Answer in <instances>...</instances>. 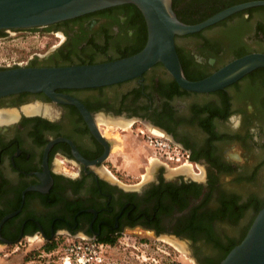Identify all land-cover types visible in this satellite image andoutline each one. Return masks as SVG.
I'll return each mask as SVG.
<instances>
[{
	"label": "flooded vegetation",
	"instance_id": "1",
	"mask_svg": "<svg viewBox=\"0 0 264 264\" xmlns=\"http://www.w3.org/2000/svg\"><path fill=\"white\" fill-rule=\"evenodd\" d=\"M254 1L260 0L176 2L178 10L198 24ZM262 7L238 11L177 37L186 77L206 78L234 59L264 53ZM141 13L135 5L123 4L36 28L60 42L34 59L42 67L58 54L72 55V64L119 60L138 48L145 35L148 40ZM22 30H0V38ZM255 72L223 90L195 93L181 88L158 64L124 83L58 91L77 99L89 118L79 106L45 94L0 98V245L39 235L51 243L67 235L110 246L123 235L141 233L186 240L195 264H221L264 202V135L243 130L253 120L264 122V75ZM34 103L39 104L23 109ZM101 121L160 127L189 153L190 161L197 157L195 162L205 167L203 179L167 177L161 165L139 187L122 184L108 174L113 143ZM238 137L254 146L261 161L257 166L249 157L239 162L226 153ZM255 171L257 178L252 179ZM233 194L238 196L234 207L241 209L235 218L224 212V202ZM203 227L211 230L212 238Z\"/></svg>",
	"mask_w": 264,
	"mask_h": 264
},
{
	"label": "water",
	"instance_id": "2",
	"mask_svg": "<svg viewBox=\"0 0 264 264\" xmlns=\"http://www.w3.org/2000/svg\"><path fill=\"white\" fill-rule=\"evenodd\" d=\"M123 4L135 5L145 18L148 40L140 52L101 64L10 67L0 71V98L24 93L45 94L54 101L79 106L89 118L88 111L77 99L58 91L124 83L140 78L154 66L162 64L184 90L212 93L264 68V53L253 52L232 60L202 80L192 81L185 75L176 48L177 37L199 32L238 11L264 6V0L228 8L198 24L182 22L173 8V0H0V30L44 28ZM145 125L179 145L160 127L146 122ZM93 130L102 138L96 126H93ZM173 240L180 241L178 238ZM221 264H264V207L258 212L245 238Z\"/></svg>",
	"mask_w": 264,
	"mask_h": 264
},
{
	"label": "rangeland",
	"instance_id": "3",
	"mask_svg": "<svg viewBox=\"0 0 264 264\" xmlns=\"http://www.w3.org/2000/svg\"><path fill=\"white\" fill-rule=\"evenodd\" d=\"M43 30L45 29H25L0 38V68L28 66L35 55H44L60 42V38ZM38 104L34 103L23 109L34 108ZM101 122H105L101 128L113 143V155L107 162L108 174L122 184L139 187L152 179L153 171L161 165L165 166L167 177L184 175L203 179L205 167L200 163L191 161L179 166L168 160L159 143L168 140L173 145H179L163 135L155 134L146 125H109L112 124L110 121ZM251 128L264 135V122L253 120L243 130L247 133ZM250 143L248 139L241 140L238 137L226 147V153L236 157L239 162L249 157L257 166L261 162L260 156L254 155V146ZM185 167L190 169L188 173L183 172ZM245 183L251 185L248 181ZM79 242L103 245L104 260L98 262L93 259L88 264H195L191 250L185 244L186 240L179 242L183 244V248L169 237L141 233L123 235L110 246L67 235L58 236L51 243H46L41 235L29 237L9 247L0 245V264H63L67 245Z\"/></svg>",
	"mask_w": 264,
	"mask_h": 264
},
{
	"label": "trees",
	"instance_id": "4",
	"mask_svg": "<svg viewBox=\"0 0 264 264\" xmlns=\"http://www.w3.org/2000/svg\"><path fill=\"white\" fill-rule=\"evenodd\" d=\"M176 1H177V0H173V8H174L175 12L177 13L179 19H180L182 22L186 23V24L196 23V22L189 21V19L187 18V14H186V13H182V12H180V11L178 10V8H177V2H176ZM262 8H264V7H262ZM140 18L144 21V17H143V15H142V13L140 14ZM197 23H198V22H197ZM146 34H147V31H146ZM145 36H146V37H145L143 43H142L141 45H139L138 48L132 50L131 53L123 54V57H122V58H126V57L132 56V55H134V54L140 52V51L145 47L146 42H147V35H145ZM57 57H59V58L57 59ZM72 57H73V56L70 55V54L67 55V56H63V55L61 56V54H58V55L54 58V60H49V62L47 61V63L45 64V67H59V66H71V65H83V64H85V63H81V64H72L73 62H69V59L72 60V59H71ZM122 58H121V59H122ZM60 61H62L63 63L60 64V63H59ZM93 61H94V60H90L89 64H95ZM53 62L57 63V65H53V64H55V63H53ZM84 62H85V61H84ZM38 63H39V62H38V59H34L33 61H31V64H30L29 67H42V66L38 65ZM16 67H19V66H16ZM4 69H7V68H4ZM4 69H3V68H0V71H1V70H4ZM254 74H262V75H264V68H263V69H258V70H256V72H255ZM187 77H188L189 80H192V81H197V80H202V79H204L203 75H201L200 77H190V76H187ZM215 138H216V137H211V141H212V139H215ZM195 160H197V157L193 156V157H192V161H195ZM252 177H253L252 179H254V178L256 179V178H257V172H256V171H255V173L253 174ZM237 197H238L237 195L233 194L232 197H231V201H230V200H225V202H224V212H225V213L227 212L229 215H231V216H233V217L236 216V214H237L238 212H240V210H241L240 208H239V209H236V207H234V205H236V202H237ZM256 205H257V204H256ZM263 207H264V202H261V203L257 206L256 211H255V215H254L253 218H251L250 224H249V226H248V228H247L248 230H249V228L251 227L252 223L254 222V220H255V218H256L258 212H259ZM238 210H239V211H238ZM234 218H235V217H234ZM202 229H203V231H207L206 233H207L208 235H211V230H210L208 227H203ZM247 229H246L245 234H244L243 237H242V240L245 238V236H246V234H247V232H248ZM211 238H212V235H211ZM242 240H241V241H242ZM230 251H231V249H228V250L226 251V253H225V256H223V258L226 257V255H227Z\"/></svg>",
	"mask_w": 264,
	"mask_h": 264
},
{
	"label": "built area",
	"instance_id": "5",
	"mask_svg": "<svg viewBox=\"0 0 264 264\" xmlns=\"http://www.w3.org/2000/svg\"><path fill=\"white\" fill-rule=\"evenodd\" d=\"M164 148L168 160L176 162L179 166L190 163V155L181 147L173 145L168 140L159 143ZM66 256L63 258V264L68 261L70 264H88L93 259L98 262L104 260L103 245H95L92 243H73L65 248Z\"/></svg>",
	"mask_w": 264,
	"mask_h": 264
},
{
	"label": "bare ground",
	"instance_id": "6",
	"mask_svg": "<svg viewBox=\"0 0 264 264\" xmlns=\"http://www.w3.org/2000/svg\"><path fill=\"white\" fill-rule=\"evenodd\" d=\"M122 125V124H121ZM153 132L155 133V134H157V135H159V136H162L163 134H161L159 131H157V130H153ZM189 168H187V167H185V168H183V172H185V173H188L189 172ZM179 245V244H178ZM180 246L181 247H183L181 244H180ZM66 264H70L68 261L66 262Z\"/></svg>",
	"mask_w": 264,
	"mask_h": 264
}]
</instances>
